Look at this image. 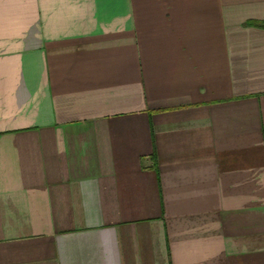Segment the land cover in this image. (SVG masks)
I'll list each match as a JSON object with an SVG mask.
<instances>
[{
  "label": "crops",
  "instance_id": "obj_1",
  "mask_svg": "<svg viewBox=\"0 0 264 264\" xmlns=\"http://www.w3.org/2000/svg\"><path fill=\"white\" fill-rule=\"evenodd\" d=\"M0 264H264V0H0Z\"/></svg>",
  "mask_w": 264,
  "mask_h": 264
}]
</instances>
